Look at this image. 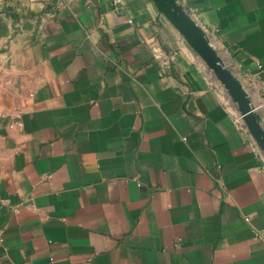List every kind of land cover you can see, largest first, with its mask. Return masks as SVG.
<instances>
[{
  "label": "crops",
  "instance_id": "1",
  "mask_svg": "<svg viewBox=\"0 0 264 264\" xmlns=\"http://www.w3.org/2000/svg\"><path fill=\"white\" fill-rule=\"evenodd\" d=\"M264 127V0H180ZM0 264H264V150L153 0H0Z\"/></svg>",
  "mask_w": 264,
  "mask_h": 264
},
{
  "label": "water",
  "instance_id": "2",
  "mask_svg": "<svg viewBox=\"0 0 264 264\" xmlns=\"http://www.w3.org/2000/svg\"><path fill=\"white\" fill-rule=\"evenodd\" d=\"M159 12L179 31L194 51L213 71L228 91L257 144L264 150V127L261 115L251 105L248 93L240 79L225 64L215 47L210 43L206 31L186 10L180 0H153Z\"/></svg>",
  "mask_w": 264,
  "mask_h": 264
},
{
  "label": "rangeland",
  "instance_id": "3",
  "mask_svg": "<svg viewBox=\"0 0 264 264\" xmlns=\"http://www.w3.org/2000/svg\"><path fill=\"white\" fill-rule=\"evenodd\" d=\"M18 19L19 14L9 12L6 7L0 5V35L15 32L18 29L16 25Z\"/></svg>",
  "mask_w": 264,
  "mask_h": 264
}]
</instances>
